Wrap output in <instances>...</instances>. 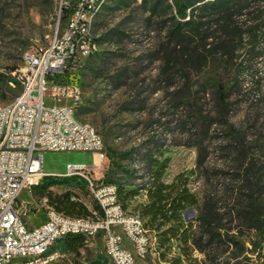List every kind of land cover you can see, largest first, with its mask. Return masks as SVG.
I'll use <instances>...</instances> for the list:
<instances>
[{"label":"rangeland","instance_id":"rangeland-1","mask_svg":"<svg viewBox=\"0 0 264 264\" xmlns=\"http://www.w3.org/2000/svg\"><path fill=\"white\" fill-rule=\"evenodd\" d=\"M63 1L0 0L1 104L22 93L19 69L25 67L24 55L44 46L45 34L63 15ZM154 1L104 0L93 26L98 50L57 75V80L81 85L83 100L78 116L103 137L106 164L94 175L126 190L136 189V195L125 199V207L141 213L152 181L150 156L167 157L164 180L171 183L177 174L185 172L188 187L199 197L197 205L182 212L191 232L189 243L185 245L179 237L160 245L158 239L147 258L138 260V264H264L257 230L239 226V220H233L230 213L249 191L244 172L250 157L256 159L258 167L264 166V55L252 69L244 62L241 74L227 69L226 57L222 56L191 67L180 61L168 64L166 20L170 12L162 4L152 13ZM249 40L246 37L244 42ZM261 41L260 47H264V38ZM220 81L224 87L227 83L226 105L219 101ZM161 145V152H156ZM93 162L94 155L89 151L47 150L43 168L48 173H61L68 163ZM61 179L52 187V193L70 191L95 205L83 180ZM41 183L20 195L21 200L31 202L26 217L34 221L45 215L40 198L48 193ZM206 203L218 208L215 225L221 227L214 233L221 236L203 251L197 243L207 228L199 220ZM148 227L152 237H158L154 228ZM226 234L235 240L233 245H229ZM104 244L100 234L75 255L65 240L58 246L68 259L65 264H91L95 257L105 259Z\"/></svg>","mask_w":264,"mask_h":264},{"label":"built area","instance_id":"built-area-1","mask_svg":"<svg viewBox=\"0 0 264 264\" xmlns=\"http://www.w3.org/2000/svg\"><path fill=\"white\" fill-rule=\"evenodd\" d=\"M103 1L77 0L65 29L58 20L45 34L44 46L25 53V67L19 69L22 93L0 103V264H61L66 255L58 243L71 234L83 236L86 246L102 234L106 264H138L158 240L147 219L125 207L119 185L94 175L106 164L103 137L78 116L81 85L57 80L98 50L93 26ZM47 150L89 151L94 162L68 163L65 172L48 173L43 168ZM48 176L83 180L98 207L74 216L59 210L45 194L40 198L45 219L29 225L31 202L20 195ZM71 199L82 201L77 194Z\"/></svg>","mask_w":264,"mask_h":264},{"label":"trees","instance_id":"trees-1","mask_svg":"<svg viewBox=\"0 0 264 264\" xmlns=\"http://www.w3.org/2000/svg\"><path fill=\"white\" fill-rule=\"evenodd\" d=\"M155 0L151 5V12H156L162 4L170 12L167 17L166 61L179 62L183 66L203 64L211 57H226V68L236 69L241 74L243 63L248 68L254 67V62L264 55V47H260L261 38H264V0ZM77 0H69V5H63V15L60 19L61 29H65L74 10ZM249 37L248 43L244 39ZM170 45L173 47L170 48ZM264 46V45H263ZM244 57V58H242ZM182 60V63H181ZM234 62V63H232ZM231 63L233 65H231ZM238 85L237 80L233 81ZM219 101L225 104V88L219 82ZM227 97V92H226ZM162 145L155 149L161 152ZM150 167L153 171L152 181L147 187V201L141 205V215L147 219L158 235L160 245H166L172 238H181L187 245L190 240L189 226L185 225L182 212L186 208L199 203L198 195L188 187V178L185 172L176 175V179L167 183L164 180L165 170L169 159H160L150 156ZM61 177H45L41 183L50 198V202L59 210L74 216L88 215L87 207L71 199L70 191L56 194L52 187L59 183ZM62 182L70 181V177H62ZM106 181V180H105ZM39 183V184H40ZM244 183L248 186L245 198L232 207L233 220L237 219L241 227L247 226L249 230L258 232L261 244L260 250L264 255V166L258 167L254 157H250L245 172ZM38 185V184H37ZM136 189L126 190L119 186L120 199L127 205L126 198L137 194ZM123 199V200H122ZM218 213L216 205L206 203L199 220L206 226L205 233L200 241L208 240L206 245L197 243L201 250L211 246L220 233L215 230L221 225H215ZM149 223V224H148ZM230 230V229H229ZM228 243L233 245L235 240L228 234ZM63 240L68 249L77 251L84 246V237L81 235H68ZM179 262V261H178Z\"/></svg>","mask_w":264,"mask_h":264},{"label":"crops","instance_id":"crops-1","mask_svg":"<svg viewBox=\"0 0 264 264\" xmlns=\"http://www.w3.org/2000/svg\"><path fill=\"white\" fill-rule=\"evenodd\" d=\"M25 191V190H24ZM24 191H22V193L24 192ZM91 195H89V197H90ZM27 201V200H26ZM94 201H95V205H92V202H90V201H83L84 203V205L87 207V209H88V211H89V214L91 213V211H92V209H94V208H97L98 207V204H97V202H96V200L94 199ZM128 203V202H127ZM128 208V207H127ZM129 209V208H128ZM130 210V209H129ZM131 211V210H130ZM44 213V212H43ZM45 214V213H44ZM45 219V215H44V218L42 219V220H39V221H34V220H32V219H30V216H28L27 217V221H28V223H29V225H37V224H39L41 221H43ZM84 246H86L85 244H84ZM83 246V247H84ZM90 246V245H89ZM83 247H81V248H79L77 251H72V250H70L71 252V254L72 255H75V254H77V253H79V252H82L83 251ZM66 260H68V259H63L62 260V263L61 264H65V261ZM82 264H85V263H88V262H85V261H82L81 262ZM107 263V258H106V254H105V259H103V260H101V259H99V257H95L94 259H92V262H91V264H106ZM68 264H69V262H68Z\"/></svg>","mask_w":264,"mask_h":264}]
</instances>
